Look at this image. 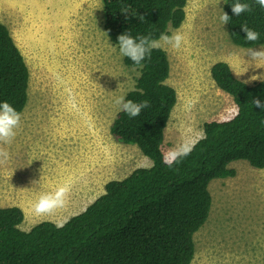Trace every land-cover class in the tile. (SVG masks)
Listing matches in <instances>:
<instances>
[{"label":"rangeland","instance_id":"374dc122","mask_svg":"<svg viewBox=\"0 0 264 264\" xmlns=\"http://www.w3.org/2000/svg\"><path fill=\"white\" fill-rule=\"evenodd\" d=\"M224 4L187 0L183 25L169 30L180 31L185 43L179 50L161 48L170 62L167 83L177 93L163 152L182 136L201 139L205 123L236 115L232 97L211 77L215 63H228L247 84L264 80V63L234 45L220 22ZM0 23L30 71L16 136L0 145L10 154L0 163V207L21 208L24 231L43 221L63 225L103 195L108 182L152 165L136 146L117 143L110 134L120 111L115 98L134 89L140 72L125 65L109 40L101 0H0ZM231 168L234 177L210 184L211 213L195 234L192 264H264V169L245 161ZM61 184L70 186L65 207L36 216L32 205L39 195Z\"/></svg>","mask_w":264,"mask_h":264},{"label":"trees","instance_id":"16d2710c","mask_svg":"<svg viewBox=\"0 0 264 264\" xmlns=\"http://www.w3.org/2000/svg\"><path fill=\"white\" fill-rule=\"evenodd\" d=\"M101 1L104 29L117 47V37L124 32L158 39L186 20L187 0ZM236 2L248 3L253 10L235 16L231 5ZM125 9L128 13H122ZM224 12L231 17L227 29L234 45L245 49L264 45V8L255 0H225ZM244 24L260 34L257 41L245 40ZM123 60L140 72L125 98L137 103L147 100L149 107L134 118L119 111L110 134L117 143L136 146L152 165L108 182L103 195L61 227L43 221L24 231L23 210L0 207V264H192L195 234L211 213V182L234 177L231 164L238 161L264 169V110L251 102L264 103V80L247 84L228 63H215L211 77L232 97L237 113L226 121L205 123L203 138L192 152L168 167L162 152L177 103V93L167 83L168 55L154 49L142 67H135L127 57ZM29 86L24 56L10 30L0 23V103L7 101L21 114Z\"/></svg>","mask_w":264,"mask_h":264},{"label":"clouds","instance_id":"9594fccd","mask_svg":"<svg viewBox=\"0 0 264 264\" xmlns=\"http://www.w3.org/2000/svg\"><path fill=\"white\" fill-rule=\"evenodd\" d=\"M255 4L264 8V0H255ZM252 10V5L248 3L236 2L231 5V11L235 16H239L244 12H251ZM122 13H128L127 9ZM230 18L225 12H222L219 16V20L223 25L228 24ZM125 19H127V16ZM140 19H143V17L141 16ZM241 29L246 34V41L254 42L259 39L260 34L250 29L247 24L242 25ZM184 43L185 36L180 31H175L171 34L161 33L158 39L152 38L151 35H140L134 38L126 32L117 37L119 54L131 60L135 67H142V62L146 58H150L151 52L154 49L167 46L179 50ZM248 55L253 62L264 63V47H260V50L251 48L248 50ZM253 77L255 79H261V77ZM251 102L256 107L264 110V103H261L259 99H253ZM114 103L120 111L125 112L130 118L138 116L142 109L149 107L147 100L137 103L131 99H126L125 96L116 97ZM20 122L21 114L11 104L7 101L0 103V145H10L12 143L16 136V130L20 126ZM201 138H203L202 135ZM196 142L195 139L182 136L178 144L162 152V162L168 167L180 163L183 157L188 156L192 152ZM9 158L10 154L7 149L0 147V163L7 162ZM69 191L70 186L68 184H61L52 191L41 193L32 205L34 214L36 216L55 214L58 209L65 207L66 197ZM57 226L61 227L62 225Z\"/></svg>","mask_w":264,"mask_h":264},{"label":"bare ground","instance_id":"6f19581e","mask_svg":"<svg viewBox=\"0 0 264 264\" xmlns=\"http://www.w3.org/2000/svg\"><path fill=\"white\" fill-rule=\"evenodd\" d=\"M223 179V178H222ZM225 179V178H224Z\"/></svg>","mask_w":264,"mask_h":264}]
</instances>
